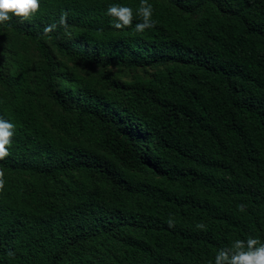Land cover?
<instances>
[{"label":"trees","instance_id":"obj_1","mask_svg":"<svg viewBox=\"0 0 264 264\" xmlns=\"http://www.w3.org/2000/svg\"><path fill=\"white\" fill-rule=\"evenodd\" d=\"M148 3L142 33L140 0H40L0 24V264H214L264 243V0Z\"/></svg>","mask_w":264,"mask_h":264},{"label":"clouds","instance_id":"obj_2","mask_svg":"<svg viewBox=\"0 0 264 264\" xmlns=\"http://www.w3.org/2000/svg\"><path fill=\"white\" fill-rule=\"evenodd\" d=\"M40 0H0V24L11 20L13 17L19 18L21 22L31 21L40 10ZM136 16L140 22L135 24L134 31L142 33L146 29L154 28L155 22L152 19L153 6L148 0H140L136 9ZM67 12L61 14L59 25L67 29ZM106 15L112 18V26L116 29L130 28L134 19L133 9L121 4H110L106 9ZM57 28L56 23L46 25L43 34L48 35ZM15 125L0 118V160L6 159L9 155V148L12 144ZM4 172L0 170V190L4 187ZM241 212L245 211L243 204L238 205ZM168 226L175 227L173 219L169 218ZM198 230L206 231L203 222L196 224ZM10 255L12 253H9ZM208 264H213L209 261ZM214 264H264V243L257 238H248L246 241L237 239L230 246L217 251Z\"/></svg>","mask_w":264,"mask_h":264},{"label":"rangeland","instance_id":"obj_3","mask_svg":"<svg viewBox=\"0 0 264 264\" xmlns=\"http://www.w3.org/2000/svg\"><path fill=\"white\" fill-rule=\"evenodd\" d=\"M30 54H31L33 57H36V52L33 50L32 47H31V49H30ZM92 72H96V69H92Z\"/></svg>","mask_w":264,"mask_h":264}]
</instances>
